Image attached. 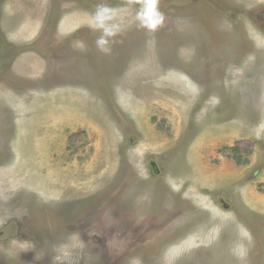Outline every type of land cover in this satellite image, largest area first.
<instances>
[{"label":"rangeland","instance_id":"1","mask_svg":"<svg viewBox=\"0 0 264 264\" xmlns=\"http://www.w3.org/2000/svg\"><path fill=\"white\" fill-rule=\"evenodd\" d=\"M50 1L0 9V264H264V0Z\"/></svg>","mask_w":264,"mask_h":264},{"label":"clouds","instance_id":"2","mask_svg":"<svg viewBox=\"0 0 264 264\" xmlns=\"http://www.w3.org/2000/svg\"><path fill=\"white\" fill-rule=\"evenodd\" d=\"M159 3L160 0H141L139 7L135 11V18L139 27L146 29L150 33L156 32L165 22V15L160 10ZM115 11L107 3H99L89 24L93 31L100 33L95 44L97 49L104 54L111 52L110 45L121 30L118 24L112 23Z\"/></svg>","mask_w":264,"mask_h":264},{"label":"flooded vegetation","instance_id":"3","mask_svg":"<svg viewBox=\"0 0 264 264\" xmlns=\"http://www.w3.org/2000/svg\"><path fill=\"white\" fill-rule=\"evenodd\" d=\"M9 1V0H0V9L1 7L6 4V2ZM70 3H69V0H51L50 3H49V9L52 10V9H55L56 7H60L64 10V9H68ZM76 7H78V5H76Z\"/></svg>","mask_w":264,"mask_h":264}]
</instances>
